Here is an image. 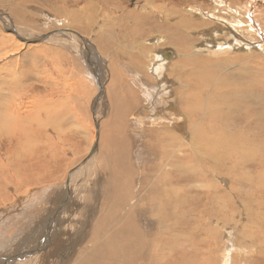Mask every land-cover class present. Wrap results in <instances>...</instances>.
<instances>
[{"label": "rangeland", "instance_id": "rangeland-1", "mask_svg": "<svg viewBox=\"0 0 264 264\" xmlns=\"http://www.w3.org/2000/svg\"><path fill=\"white\" fill-rule=\"evenodd\" d=\"M156 2L158 5L169 2L168 5L181 9L187 17L191 16L194 22L200 24L197 28L190 27L188 30V54L183 53L178 44L167 43L166 32L156 36L153 29L149 30L148 24L151 21L147 20L154 19L155 0H0V83H2L0 84V95L3 96L4 93L10 91L8 85L3 83L5 79L16 80L21 70L26 73L27 79L21 83L25 93L16 96L27 104L23 118L27 121L26 127L29 135H26V149L19 147L21 151L17 152L20 162L14 158L16 168H12L6 174L3 173L6 170L4 166L0 169V216L1 214L5 216L0 219V257H7L20 250L21 247L26 249L32 247V243L41 231L43 232L42 229L48 217L49 225L57 224L59 227H56V231L60 230V232L52 234L53 242L40 249L38 246H41L42 236L39 241H36L38 244L35 249L32 248L34 252L30 255L31 262L53 264L48 259L56 261L57 259L49 258V255H63L68 252V249L71 253L74 251L75 255L80 249L89 245V234L93 239V235L99 228L96 226L100 219L99 216L102 211L106 213L109 209L108 203H104L103 200L109 168L113 175L118 174L117 158L119 161L121 158L123 165L128 160V165L135 163L137 166L139 164L148 165L150 161H153L151 159L154 155L150 154L146 157V152L149 153L152 150L154 138L146 136L141 139L136 135L140 132V128L143 129L155 122V114L152 121L149 118H142L150 115L147 106L149 100L152 101V99L147 98L143 93L144 85L135 82L136 75L134 74L136 70L144 73L145 67L155 61L154 58L160 50L173 51L174 59L178 66H181V70L197 73V77L194 75L185 77L194 84L199 93L197 99H192V101L199 103L200 108L203 106L206 109L210 105L214 107L211 104L213 103V105L219 104L220 108L226 112L229 107L231 112L229 115L223 113V116L242 118L236 119V121H242L244 112L247 111V104L251 102L249 99L258 95H263L264 98V0H260L259 4L255 0H156ZM247 7H251L250 11ZM248 12L254 16L252 19L249 18ZM164 13L165 11L161 9L156 16L158 21L159 19L162 21ZM151 15L153 19H150ZM238 19L246 22L247 26L243 27L242 31L243 29L249 30L250 26L253 27L257 37L254 32H250L247 34V41H254L255 48L243 49L240 46V41L245 36L236 42L228 39L232 33H236L229 25H233ZM208 34L213 46L224 41L227 44L223 48L231 47L232 49H224L220 53L207 51L208 49H204L203 40ZM185 39H182L181 43L185 44ZM17 44H22V47L13 50ZM133 44H137V47H132ZM258 44H263V47L258 48ZM164 52L162 57H164ZM238 54H246L242 56L249 57L248 61H243L244 64H241L245 65V69L237 65L239 62L237 64L234 61L227 63L228 59H232L229 58L231 56H236L234 60H243L244 58H239ZM220 55L226 57L219 58ZM172 56L173 54L170 58ZM201 56L212 63L189 58ZM214 57L218 58L216 63H214ZM97 65L101 67V71L103 70L101 73L100 67H95ZM211 70L215 73H211ZM147 71L153 73L150 69ZM154 75L157 78V75ZM99 77L105 80L104 83ZM165 77L159 80L162 87L161 96L157 98L161 110L167 103V98L175 102L174 95L168 92L171 85L167 84ZM183 77L177 73L171 76L173 90L178 84H186L185 80L180 81ZM210 78L212 83L209 86ZM215 80L216 83H214ZM222 81L235 83L238 88L235 86L233 95L227 99L218 95L217 99L211 101L210 94ZM18 87L21 88L20 84ZM246 87L249 88L247 91L244 89ZM225 91H227L226 88L218 87L219 94ZM2 100L4 99H0L1 103L4 102ZM46 102L53 103L51 105L56 115L55 113L48 115L46 112L48 108L44 105ZM115 102H120L116 106L117 109L121 106L118 112L122 115L118 114L117 109H113L116 107ZM42 106L45 108L42 109ZM250 108H255V106L251 105ZM205 115L207 117L208 113H201L202 117ZM27 117L29 119H26ZM246 123L247 121L244 120L235 125L241 129L240 126H245ZM194 127L192 125L188 130L185 128L182 133L177 130L175 132L184 139L190 138ZM244 131L248 133V128ZM130 133L131 138L128 139L127 134ZM37 134L41 135L37 136ZM141 140L150 144L149 150L146 144L138 146ZM204 141L205 148L202 153L205 156L203 162L205 167L202 165L199 170L206 171L208 177L204 178L209 180L207 182L202 180L200 174L192 170L189 171L192 175L186 174L178 167L174 171L185 175H183L185 180L182 184L186 182L193 187L190 190V193L194 194L193 198L196 196L198 198H219L222 195L220 190L230 188L232 172L230 170V173L227 169L222 171L223 169L214 168L209 162L222 151L219 138L212 137ZM159 142L163 145L167 143L164 135ZM95 143L97 147L92 153ZM190 143L191 139L187 142L185 155L189 153L186 156L181 155L180 158L177 156L179 160L174 157L173 163H180V159L184 157L188 161L181 163L198 166L197 163H200L202 158L197 153L192 154ZM6 146L8 149H15V144L12 142L0 143V165L2 162L4 164L7 162L6 151L8 149ZM140 150H144L143 154ZM211 150L216 153H212ZM173 153L180 154L177 150H173ZM111 155H113L112 158H110ZM160 161L161 157L158 155L155 162L160 163ZM148 169L149 167L144 172L141 171L143 175L152 174ZM135 179L137 180L136 176ZM113 180L116 181L115 178ZM112 182L111 179L110 183ZM172 182L171 180L170 184ZM141 186L140 183L139 189ZM217 187L218 191L214 189ZM38 188L43 189V196L38 200L29 198V195L34 194L33 191ZM148 188L149 186L145 189ZM61 190L63 192L59 194ZM114 191L113 188L109 193ZM133 191L137 193L135 198L144 197L141 190L138 194L137 187ZM225 196L229 198L228 195ZM21 199H29L26 203L29 205L24 211L22 209V213L20 208L24 207V203H21ZM96 201H103L100 210L98 208L93 210ZM213 203L218 206L216 201ZM236 205L239 210H242L240 204ZM191 214V217L188 216L189 219L198 215L197 212ZM241 216L237 219L238 221H235L236 237L246 238L243 231L239 232L240 227L246 221L245 215ZM89 217L91 219L87 220ZM76 219L80 223L88 221V226L85 229L86 234L77 243V247H74L71 238L66 237L64 241H61L60 235L62 233L71 235L78 230L77 227L80 225H76ZM201 219L204 221L203 216ZM212 226L220 228L215 221H212ZM191 229H189L190 232ZM102 230L105 231L104 228ZM224 245L226 241L223 237L213 246L205 244V248L202 247L203 264H207L214 254H217L214 257L217 263L213 264H221L219 258L222 252L219 248L223 246L224 249ZM230 249L232 247L229 251ZM210 253L211 256L207 259ZM238 263L237 260L233 262V264Z\"/></svg>", "mask_w": 264, "mask_h": 264}, {"label": "bare ground", "instance_id": "bare-ground-1", "mask_svg": "<svg viewBox=\"0 0 264 264\" xmlns=\"http://www.w3.org/2000/svg\"><path fill=\"white\" fill-rule=\"evenodd\" d=\"M168 3L169 2L158 5L155 0V16L152 12L154 19L151 15L152 18L150 19L153 20H147L148 22L151 21L150 24L147 23L150 26L149 30L153 29V33L156 36L166 32L167 43L178 44V47L183 50L182 52L188 54V30L190 27L197 28L200 24L194 22L191 16L187 17L181 9L175 6H170ZM155 7L153 8L155 9ZM161 9H163L165 13L162 21H160V19L158 21L156 16L159 14ZM245 23L246 22L238 19V21H236L233 25L228 24L232 30L236 31V33H232V36L228 39L236 42L239 41L241 37L245 36L244 39L240 41V46L243 47V49L255 48L254 45L256 44L253 43L254 41H247V34L254 32L253 27L250 26L249 30L243 29L242 31V28L247 26ZM255 36L257 37L256 33ZM184 38H186L185 44L181 43V40ZM255 42L257 43L259 41ZM225 44L227 43L221 41L218 45L213 46L209 34L207 37H204L203 40L204 49H208L207 51L211 53H220L224 49H232L231 47L223 48ZM21 47L22 44H17L13 50H17ZM257 47L262 48L263 44H258ZM164 51L166 50H160L157 57L154 58L155 61L150 63L149 66L147 65V67H145L146 70L144 68V73L141 70H134V75H136L135 82L142 84V86L144 85L142 88L143 93L147 96V98L149 97V99H152V101L149 100V105L147 104V111L150 115L142 118H149V120L152 121L155 114L154 123L156 124L153 123L148 127L145 126L143 129L140 128V132L136 135L141 139H144L146 136L154 138L155 142L152 143V150L149 153L146 152V157L150 154L154 155L151 159L153 161H150L148 165L139 164V166L135 163V165L129 163V166L127 163L129 160L123 165L121 158L120 161L118 160L119 158H117L116 167L119 172L118 174L114 173L113 175L109 168L106 191L103 194L105 197L103 198L104 203H108L109 209H107L106 213L102 211V214L99 216L100 219H97L98 223L96 226L99 228H97L96 234L93 235L94 240L90 238L89 234V245L80 249V251L75 255L73 254L74 251L71 253L69 249L68 252L63 255H49V258L57 259V261L55 259H48L53 264H203L204 257L202 255V250L205 248L204 245L208 244L209 246H213L218 240L221 241L222 237L226 241V245H224V249L223 246L219 248L222 252L221 257L219 258L221 264H233L235 260L239 261L238 264H264L263 95H258L255 98L249 99L251 102L247 104V111L244 112L242 121H236L237 118H225L223 116V113L229 115L231 112L229 107L226 112L220 108L219 104L213 105V103L211 104L214 107H211L210 105L206 109L203 108V106L200 108L199 103H193L192 101V99H197L199 93L196 91L197 89L194 87V84L185 77L186 75H194L197 77V73L194 71L186 72L181 70V66H178V63L174 59L175 53H173V51H171L172 53L170 51ZM163 52L164 57H162ZM172 54L173 56L170 58ZM242 55L238 54L239 58H244L243 60H234L236 56H231L229 58L232 59H228L227 63L234 61L237 64L239 62L240 64L238 63L237 65L245 69V65L241 64H244L243 61H248L249 57H243ZM218 57L220 58L226 56L220 55ZM189 58L195 60H205L202 56ZM214 58V63H216V59L218 58ZM147 59L149 61V58ZM205 61L212 63L208 60ZM142 66L144 65L142 64ZM95 67L98 68L100 66L97 65ZM147 69H150L154 74H156L157 78L153 73H149ZM102 71L100 70V73ZM165 71H167V73H165ZM173 72L175 74L177 73L183 75L184 77L181 78L180 81L185 80L186 82L185 85L178 84L175 90L172 89L173 78H171V76L174 75ZM22 73L23 72L21 70L20 76H18L16 80L11 78L5 79L3 83L8 85V89L10 91L8 92L7 90L8 93H4L3 96L0 95V99H4L2 100L4 101L3 103L0 101V143L2 144V142L5 141V143L12 142L15 144V149H8L6 146L8 149V151H6L7 162L6 164L2 162V165H0V169L4 167L6 168L3 172L4 174L9 172L12 168H16L14 158L20 162L17 158V152L21 151L19 150V147L25 148V145L27 144V121L23 118L27 104L23 101V99L16 96L25 93L24 89L22 90L23 84L21 83L26 81L27 76L26 73ZM211 73H215V71L211 70ZM164 77L167 79V84L171 85L168 92L174 95L175 102L174 100L167 98V103L161 110V105L159 104V99L157 97L161 96L160 90L162 83L159 82V80H163ZM100 80L104 83V79L100 78ZM211 83L212 79L210 78L209 86ZM214 83H216V80ZM19 84L21 88L18 87ZM235 86L238 88L235 83L230 84L222 81L210 94L211 101L217 99L218 95L225 99L231 97L234 89H236ZM218 87H224L227 91L219 94ZM249 87L252 88L251 85H249ZM244 89L247 91L249 88L246 87ZM25 97H27V95ZM115 103V106L120 104V102ZM51 104H48V102L44 103L46 108H48V111L46 112H48V115L50 116L54 113V115H56V112L53 113V105ZM251 105L255 106V108H250ZM45 106H42V109L43 107L45 108ZM120 108L121 106H119L118 109ZM113 109H117V106ZM118 109L117 112L119 111ZM158 110L161 111L158 112ZM58 111L59 110H57V112ZM201 113H208V115L207 117L206 115L205 117H202ZM118 114L122 115L121 112H118ZM158 116L159 118H157ZM119 117L121 118V116ZM26 119H29V117ZM201 120L205 122L201 123ZM244 120L247 121L246 125L240 126L241 129H238L235 124L241 123ZM187 121L188 124H186ZM192 125L195 127L192 137L190 138L184 139L182 136L178 135L177 132H175L177 130L179 133H182V130H185V128L188 130V128L190 126L192 127ZM246 128H248V133H245L244 131ZM40 135L41 134H37V136ZM127 135L128 139H130L131 133ZM162 135H164L167 140V143H164L165 145L159 142ZM212 137L219 138L221 143L220 148L222 151L218 155L216 154L217 157L209 162H211L214 168L223 169L222 171L227 169L230 172L231 170V186L228 190H220L222 195L219 196V198H204L203 195V198H198L197 196L193 198L194 194L190 193V190L193 189V187L186 184V182H184L183 185L182 181L185 180L183 177L184 174L182 172H175L174 169L177 167L178 169L181 168V170H184V172L188 175L191 174L189 171L192 170L194 173L200 174L199 176L201 179L207 182L209 179L204 178L205 176L208 177L205 173L206 171L203 172L199 170V167H202L205 159V156L202 153V150L205 148V143L203 144V142H205L204 140L208 141ZM189 139H191L190 144L192 147V154L197 153L202 158V161L197 163L198 166H193L192 164L186 165L181 163L188 161L183 157L180 159V163H173L174 157L179 160L178 157L180 158L181 155H185ZM144 144H146L147 149L149 150L150 144L145 140H141L138 143V146H142ZM173 150L179 151L180 154H174ZM211 151L212 153L214 152L213 150ZM143 152L144 150H140L141 154H143ZM158 155L161 157L160 163L155 162ZM112 156L113 155H111L110 158H112ZM136 163L138 164V161ZM147 166L149 167L148 170L152 172V174L147 173L143 175L144 170L148 168ZM203 167L205 166L203 165ZM142 170L143 172H141ZM135 176L137 177V180L135 179ZM4 177L7 178V176ZM113 178H115L116 181H114ZM111 179L113 181L112 184L110 183ZM171 180L173 181L172 184H170ZM140 183L142 185L141 189H139ZM148 186L149 188L145 189ZM195 186L198 187L197 183H195ZM136 187L138 194L140 190L142 191L144 196L143 198H140L139 196L138 198H135L137 193L133 190ZM113 188L115 191L109 193ZM214 189H216V191L219 190L218 187ZM42 190L43 189L41 188L35 189L33 191L34 194L29 195V198H35L38 200V198L43 196ZM66 190H68L67 187ZM62 192L63 191L61 190L59 194ZM225 195H228L229 198H225ZM28 200L29 199L20 200L21 203H24V207L20 208L21 213L29 205H26ZM213 201H216L219 207L216 206ZM102 202L103 201H96L93 210H96V208L100 210L103 206ZM236 204H240L242 210H239ZM194 212H197L198 215L189 219L188 216L191 217V213ZM200 215L203 216L204 221L201 219L202 216ZM241 215H245L246 221L244 224L241 223L242 226L240 227L241 229L239 232L243 231L246 238L236 237L237 233L235 231V221L239 219ZM3 217L5 216L1 214L0 219ZM90 217L92 218V215ZM90 217L87 220L91 219ZM48 221L49 217L46 219V224L42 229L43 232L41 231L37 239L32 243V247L28 249L21 247L19 248L20 250L8 255L7 257H0V264H34L31 262L30 255L31 252H34V249L38 244L36 241H39L42 236V241H40L41 246H38L40 249L41 247H45L49 243L53 242L52 234L60 232V230L56 231V227L58 226L57 224H50L51 226L54 225L53 229H51ZM212 221L218 223L220 228L213 227ZM76 225H80V227H77L78 230H75L73 234L66 235L65 233H62L60 235L62 238L61 241H64L66 237L71 238L74 247H77V243L80 242L82 237L86 234L85 229H87L88 221H86V223H80L78 219H76ZM231 225L233 226L230 227ZM102 228H104L105 231H103ZM105 228H109V231ZM189 229H191V232ZM233 235L235 236L234 238ZM230 247H232V249L229 251ZM215 250L217 251L216 248ZM40 251L41 250H39V252ZM227 253H229V255ZM35 254H37V252ZM216 255L217 254H214L210 261H207V264L217 263L214 259ZM210 256L211 253L207 259H209Z\"/></svg>", "mask_w": 264, "mask_h": 264}, {"label": "crops", "instance_id": "crops-1", "mask_svg": "<svg viewBox=\"0 0 264 264\" xmlns=\"http://www.w3.org/2000/svg\"><path fill=\"white\" fill-rule=\"evenodd\" d=\"M257 1H258V4H259L260 0H255V2H257ZM253 2H254V1H253ZM251 5H252V4H251ZM250 8H251V7H250ZM250 8L247 7L248 11H250ZM248 14L250 15L249 18H253V17H254V16L251 14V12H248ZM231 45H232V44H231ZM134 46L137 47L136 44H133V45H132V47H134ZM99 70H101V67H100ZM135 79H136V77H135ZM104 81H105V80H104Z\"/></svg>", "mask_w": 264, "mask_h": 264}, {"label": "water", "instance_id": "water-1", "mask_svg": "<svg viewBox=\"0 0 264 264\" xmlns=\"http://www.w3.org/2000/svg\"><path fill=\"white\" fill-rule=\"evenodd\" d=\"M96 147H97V143L94 144L93 149H92V153L94 152V150L96 149Z\"/></svg>", "mask_w": 264, "mask_h": 264}]
</instances>
